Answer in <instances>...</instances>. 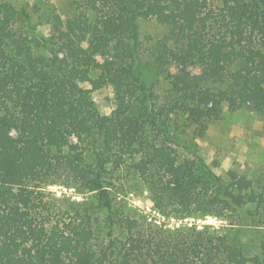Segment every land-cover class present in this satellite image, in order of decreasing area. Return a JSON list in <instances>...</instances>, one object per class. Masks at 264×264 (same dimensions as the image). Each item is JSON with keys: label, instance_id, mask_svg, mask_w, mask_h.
<instances>
[{"label": "trees", "instance_id": "obj_1", "mask_svg": "<svg viewBox=\"0 0 264 264\" xmlns=\"http://www.w3.org/2000/svg\"><path fill=\"white\" fill-rule=\"evenodd\" d=\"M66 7L35 22L0 0V264H264V173L223 178L189 135L223 105L264 122V0ZM147 20L162 33L144 36ZM83 83L110 87L114 111L102 117ZM123 171L159 215L227 227L156 223L118 199Z\"/></svg>", "mask_w": 264, "mask_h": 264}, {"label": "rangeland", "instance_id": "obj_2", "mask_svg": "<svg viewBox=\"0 0 264 264\" xmlns=\"http://www.w3.org/2000/svg\"><path fill=\"white\" fill-rule=\"evenodd\" d=\"M9 1L17 8L26 7L33 14V20L38 22L39 16H43L47 11L51 14L55 12L57 14L64 13L70 0ZM38 30L48 34L49 25L41 24ZM162 31L163 28L157 25L154 20L142 22V34L144 36L155 37L160 35ZM192 70L193 72L199 71L195 67ZM158 72V70L151 71L153 80L161 76ZM159 79L161 78L159 77ZM81 86L83 91L95 101L102 117H106L114 111L115 101L110 87L91 90L90 85L87 83H83ZM257 106H263V104L258 103ZM206 126V129L197 126L190 128L189 135L197 144L198 151L206 163L217 174L227 179V172L233 170L247 180L264 173V122L263 118L254 109L243 107L238 110H230L223 105L219 117L207 121ZM186 130L188 129L186 128ZM116 186L118 199L125 201L141 214L154 219L158 224H164L167 227L192 224L197 225L198 228L203 225H210L214 228L227 227L224 220L211 215L201 218L185 217L181 219L159 215L153 209L145 187L134 174L126 176L123 171ZM47 190L58 197L64 196L70 201H81L85 198L84 195L77 193L74 188L63 184L48 186ZM241 242L248 247L246 252L251 253L255 245L252 236L249 234L243 235Z\"/></svg>", "mask_w": 264, "mask_h": 264}]
</instances>
